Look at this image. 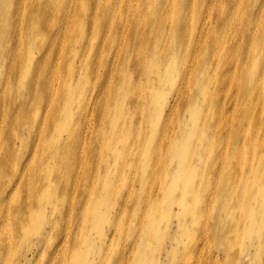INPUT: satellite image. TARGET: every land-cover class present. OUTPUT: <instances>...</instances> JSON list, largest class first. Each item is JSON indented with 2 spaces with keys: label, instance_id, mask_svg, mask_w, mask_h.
I'll list each match as a JSON object with an SVG mask.
<instances>
[{
  "label": "bare ground",
  "instance_id": "1",
  "mask_svg": "<svg viewBox=\"0 0 264 264\" xmlns=\"http://www.w3.org/2000/svg\"><path fill=\"white\" fill-rule=\"evenodd\" d=\"M230 91L225 111L221 92ZM233 102L247 103L240 120L261 113L250 133L233 125ZM233 133L240 142L233 144ZM223 143L231 145L226 165L247 160L243 154L253 167L264 165V0H0V264H35L40 252L44 264H62L60 250L74 264H90L91 256L118 264L100 253L98 240L112 246L118 221L140 213L142 202L149 227L132 232L130 264L152 259L147 242L158 235L167 237L175 262L181 230L167 234L157 198L134 191L137 212L128 215L130 193L111 217L113 198L131 188L137 155L138 169L159 171L158 198L177 197L182 212H166L186 220L181 229L189 233V214L197 211L190 191L203 181L192 185L185 174L191 151ZM18 166L24 179L17 184ZM223 181L219 211L232 197ZM253 194L256 220L243 226L239 245L249 252L243 261L232 255L238 264H264V186Z\"/></svg>",
  "mask_w": 264,
  "mask_h": 264
},
{
  "label": "rangeland",
  "instance_id": "2",
  "mask_svg": "<svg viewBox=\"0 0 264 264\" xmlns=\"http://www.w3.org/2000/svg\"><path fill=\"white\" fill-rule=\"evenodd\" d=\"M121 13L122 12L120 11V9H117L115 16L119 17ZM96 86L98 87L99 84L96 83ZM233 87H235V85H233ZM235 93L236 91L233 90V96ZM221 95V102L223 105L222 108L225 111L231 110L232 108L227 107L226 101L231 97L232 91L221 92ZM246 105L247 103L243 102L242 104L237 103V106H235V103L233 102L232 107L235 109V115L233 114V125L236 123H241L242 129H247V132L250 133L252 127L251 119H254V121L261 120V117L259 116L262 115L260 112H258L255 118L240 120L239 114H244L246 112ZM216 109V107L210 108L211 111H214ZM4 134H6V132H4ZM241 136L242 141L241 137H238L233 133V144L235 142L241 141L238 146L242 147L246 142L244 132H241ZM230 147V144L223 143L219 146H215L209 149V151H204L203 153L191 151V161L189 162L190 168L188 173L185 172V174L190 176L192 185L197 186L200 184L202 179L203 181L198 192L190 191L191 202L189 203V206L197 208V211L194 214H189V233L187 232V228L186 230L181 229L182 223L186 222V220L181 219V217L179 216H175L174 218L170 219L167 215L166 209H169L170 212H173L177 215L182 212V207H180L179 205H174L179 204L176 201H173L176 200L177 197H173L172 195L169 196L167 192V199L169 200L168 203H166V194L162 198H158L162 188H160V181L155 175L159 174V171H154L153 168L152 172H148L145 170L142 171V169H138L135 165L138 161V157L137 155L135 156L134 167L130 171V174L127 176L128 184H131V188H127L124 186L121 187L119 194L113 198V202H115L116 205L115 210L111 213V217L115 215L116 207L120 206L124 196H128L131 193V198L127 209L128 215H130L132 214L131 212L133 211V209L136 207V204L132 203V201L134 200V191L139 193L142 196L143 200L150 199L151 195H153V199L157 198L156 201L158 202V207L159 209H161V225L167 227V234H175L174 236H177V233L180 229L182 235V237L180 238L183 241V247L175 252V262H170L167 255L169 247L165 245L167 243V237L158 235L154 241L147 242L149 243V251L152 255L154 254L152 256V259L143 257L140 264H205L206 262H210L211 264H238L240 260H244L246 252L248 253L249 251L247 249H244L242 244L239 245V242L241 241L243 226H246L247 228V224H250L253 220H256L254 212L252 211V209H249L252 205H257V199L253 194V191L256 188H259L261 185L264 186V165L256 167L257 165H255L254 163L255 167H253L250 164L253 160L251 159L252 156L245 154H243V156H246L247 160L242 161L238 164L237 159H233L232 165H226L228 161V153L230 152L228 150L230 149ZM14 152L19 158L25 153V151ZM241 152L246 153V151ZM253 152L256 153L257 151ZM220 154L221 159L213 164V157L219 156ZM31 156L32 153L30 151V164ZM108 157L112 158V154L110 153ZM260 160L261 156L259 155V164ZM109 170L113 171V167H110ZM9 172L10 171L8 170L7 173ZM23 172L24 171H21L18 166V173L16 175L18 176L17 184L20 181L23 182ZM173 174L174 173H172V175ZM208 174H213L215 178L207 182L204 177H206ZM147 175H150L149 179H146ZM4 176L6 183H4L3 186L7 187L10 177L6 175ZM69 176H73V172H70ZM223 180H228L229 183H231L229 189L232 193V197L228 200L227 204H223V206L226 207L222 208L219 211V199H217L218 189L219 184H223L225 182ZM12 182H15V180H12ZM143 182L148 183L146 191L143 190ZM177 186L181 187L182 185ZM148 189L152 191L151 194L147 192ZM21 192L22 184L16 195L20 194ZM32 192L35 194L39 193L40 187H37V184H35L32 188ZM86 193L88 192H85L83 195H85ZM78 196L79 194L77 193V199L74 200V203H77ZM196 196H198V198H196ZM147 210V203L142 202L140 213H135L134 217L131 215V218L127 217V214L122 216L121 220L118 221L119 230L121 227H125L126 225H129V230H118L112 246L110 240H105V245H103L101 239L98 240V242L102 246L100 248V253L104 249L107 255V260L115 261L119 259L118 264H130V260L133 255L130 258H127L130 253V250H128V248H131L134 245V240L131 234L136 230L141 233V231L143 232L147 227H149V222L147 220ZM217 217L220 220L217 219ZM233 225L235 227L234 232ZM44 229L45 227L43 226L42 232H44ZM104 230H106V225L104 226ZM129 231H131L130 238L128 237ZM31 236L35 237V235ZM233 236L235 237L234 243ZM248 240L249 239H245L244 242L248 244ZM65 244L66 243L64 242L61 249L65 247ZM141 246L142 245H138L137 248ZM164 248H166V250ZM251 248L252 247H250L249 249ZM25 249V247H22L21 251H24ZM65 253V250H60V262L63 264L66 260L67 264H74V262L71 261L70 258L65 259ZM234 253L235 256L238 255L239 261L235 260L232 256ZM103 259L101 257L93 259V256H91L90 264H105ZM33 260L35 264H44L43 253L40 252L39 256L36 257V259L34 258ZM51 264H56V262L53 261L51 262ZM57 264H59V261Z\"/></svg>",
  "mask_w": 264,
  "mask_h": 264
}]
</instances>
